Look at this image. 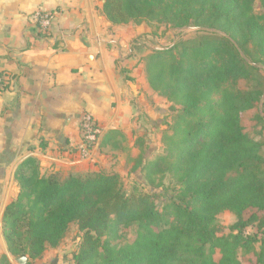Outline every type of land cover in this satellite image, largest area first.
Returning <instances> with one entry per match:
<instances>
[{"label":"trees","instance_id":"obj_1","mask_svg":"<svg viewBox=\"0 0 264 264\" xmlns=\"http://www.w3.org/2000/svg\"><path fill=\"white\" fill-rule=\"evenodd\" d=\"M257 1L264 8V0H104L113 25L212 33L151 49L143 59L150 86L177 113L163 135V154L143 164L141 152L142 190L126 192L116 172L47 174L35 157L18 166L20 192L4 214L15 255L41 258L76 224L74 264H242L249 255L264 264V142L242 123L264 96L257 75L264 66V14L255 13ZM80 127L87 143L82 120ZM224 211L237 221L221 235ZM133 224L136 234L124 242L119 229Z\"/></svg>","mask_w":264,"mask_h":264},{"label":"crops","instance_id":"obj_2","mask_svg":"<svg viewBox=\"0 0 264 264\" xmlns=\"http://www.w3.org/2000/svg\"><path fill=\"white\" fill-rule=\"evenodd\" d=\"M103 5L0 0V71L9 78L0 94V264H64L61 245L26 261L9 249L4 214L19 195L16 171L26 158H37L47 174L107 170L134 179L142 150L143 164L159 155L170 102L147 79L148 53L139 51L138 38L148 29L113 25ZM39 12L54 14L47 33L39 29ZM85 113L101 129L91 148L81 133Z\"/></svg>","mask_w":264,"mask_h":264},{"label":"rangeland","instance_id":"obj_3","mask_svg":"<svg viewBox=\"0 0 264 264\" xmlns=\"http://www.w3.org/2000/svg\"><path fill=\"white\" fill-rule=\"evenodd\" d=\"M255 13L258 15L264 14V8L261 6L260 1H257L254 5ZM140 26H145L148 30L143 33L142 36L138 38L140 42V52L148 53L151 49L157 48H169L174 44L194 39L202 34L212 33V31L204 30L201 31L196 26H189L184 28H175L170 25L166 24H154V25H147L145 23L139 24ZM214 30V29H211ZM220 33L219 31H217ZM257 75L260 78V81H264V66L260 65ZM167 115L164 117V121L166 125L170 126L174 115L177 113V110L172 107V104L168 106ZM258 114H260L264 119V96L261 100L260 104H257L253 109L248 111L246 114L243 115V125L245 128L250 132L251 136L254 137L256 140L260 142H264V120L260 121ZM168 128L162 133L161 140H158V148L159 155L153 156V158L160 156L164 152V144L162 142V138L165 132H167ZM154 142V141H153ZM158 152V150H157ZM261 153L264 156V146L261 149ZM105 173H108L107 170H103ZM131 176H121L122 182L124 185V189L126 192L131 193L134 191H140L142 188L136 181L137 178H130ZM168 182V180H167ZM160 205V200L158 201ZM218 221L226 226L224 232L220 233L227 234L230 232L229 226L234 224L237 221V217L233 212L224 211L218 215ZM137 231V225L133 224L129 227H121L119 229V233L123 236V241L126 240H133ZM252 229H249L248 232H251ZM80 231L76 224H72L66 234V237L61 242L62 254H63V262L64 264H74L73 262V254L78 250L79 243H80ZM221 254L218 252L215 254V259L220 260ZM242 259V264H254L255 257L253 255H249Z\"/></svg>","mask_w":264,"mask_h":264},{"label":"built area","instance_id":"obj_4","mask_svg":"<svg viewBox=\"0 0 264 264\" xmlns=\"http://www.w3.org/2000/svg\"><path fill=\"white\" fill-rule=\"evenodd\" d=\"M36 17L39 29L49 30L52 28L54 17V14L52 12H39L36 14ZM8 81V75H6L5 73H1L0 71V94L9 87ZM81 120L84 122V128L86 132L85 138L87 140V143L84 142V145L87 148H91L88 143H96L98 141L101 134V129L97 124L94 125L95 122H93V118L88 113H85L82 116Z\"/></svg>","mask_w":264,"mask_h":264},{"label":"water","instance_id":"obj_5","mask_svg":"<svg viewBox=\"0 0 264 264\" xmlns=\"http://www.w3.org/2000/svg\"><path fill=\"white\" fill-rule=\"evenodd\" d=\"M157 49H166V48H157ZM20 261H26L27 260V257L25 256H21L18 258Z\"/></svg>","mask_w":264,"mask_h":264}]
</instances>
